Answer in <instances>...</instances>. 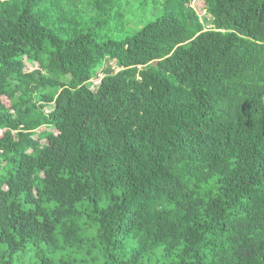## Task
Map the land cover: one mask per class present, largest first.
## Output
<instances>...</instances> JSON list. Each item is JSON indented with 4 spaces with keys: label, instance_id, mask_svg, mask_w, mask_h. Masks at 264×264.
<instances>
[{
    "label": "trees",
    "instance_id": "trees-1",
    "mask_svg": "<svg viewBox=\"0 0 264 264\" xmlns=\"http://www.w3.org/2000/svg\"><path fill=\"white\" fill-rule=\"evenodd\" d=\"M89 4L0 0V264H264V0Z\"/></svg>",
    "mask_w": 264,
    "mask_h": 264
},
{
    "label": "rangeland",
    "instance_id": "rangeland-1",
    "mask_svg": "<svg viewBox=\"0 0 264 264\" xmlns=\"http://www.w3.org/2000/svg\"><path fill=\"white\" fill-rule=\"evenodd\" d=\"M76 2L80 13L84 15L91 13V7L93 4H89L90 0H76ZM137 2L138 0H118V8L116 9V12H119V15L123 16L117 19L115 17V21L110 20L109 23L105 25V35L107 33V35L117 38L120 35V31H117V29L119 30L121 28V23L129 21L130 25H134L137 22H146L154 17L156 12L152 8L153 0H147L148 3L143 8H137ZM196 3L197 0H191V5L196 6ZM203 14L208 17V14L206 12H204ZM112 28H115V30ZM126 28L129 29V27ZM24 61V69L26 71L32 70L37 67V62L29 61L26 57H24ZM51 108L52 106H47L46 110H51ZM49 129L53 132H56L54 127H50ZM42 142H45V139H43ZM21 259L26 262L28 261V258L25 260V257ZM18 264H23V262L20 261L18 262Z\"/></svg>",
    "mask_w": 264,
    "mask_h": 264
},
{
    "label": "built area",
    "instance_id": "built-area-1",
    "mask_svg": "<svg viewBox=\"0 0 264 264\" xmlns=\"http://www.w3.org/2000/svg\"><path fill=\"white\" fill-rule=\"evenodd\" d=\"M99 76H101V75H99Z\"/></svg>",
    "mask_w": 264,
    "mask_h": 264
}]
</instances>
